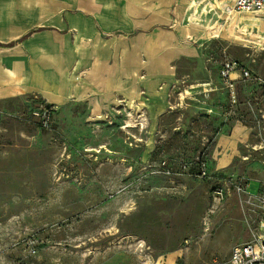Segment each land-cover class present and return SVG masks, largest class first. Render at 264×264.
Masks as SVG:
<instances>
[{
    "label": "rangeland",
    "instance_id": "1",
    "mask_svg": "<svg viewBox=\"0 0 264 264\" xmlns=\"http://www.w3.org/2000/svg\"><path fill=\"white\" fill-rule=\"evenodd\" d=\"M213 25L189 30L193 60L125 105L45 100L46 129L29 121L35 94L0 104V264H226L264 233V12ZM226 60L250 76L224 81ZM131 118L145 126L124 129Z\"/></svg>",
    "mask_w": 264,
    "mask_h": 264
},
{
    "label": "crops",
    "instance_id": "2",
    "mask_svg": "<svg viewBox=\"0 0 264 264\" xmlns=\"http://www.w3.org/2000/svg\"><path fill=\"white\" fill-rule=\"evenodd\" d=\"M211 2L0 0V104L38 94L62 108L119 107L174 75V61L193 60L189 30H227L243 14L220 20L231 0Z\"/></svg>",
    "mask_w": 264,
    "mask_h": 264
},
{
    "label": "built area",
    "instance_id": "3",
    "mask_svg": "<svg viewBox=\"0 0 264 264\" xmlns=\"http://www.w3.org/2000/svg\"><path fill=\"white\" fill-rule=\"evenodd\" d=\"M223 3L220 0H212L211 8H216L217 6H221ZM264 11V0H231L229 5L224 7V14L227 16L224 17L223 14L220 15L219 19H229L230 15L239 14L244 12H258ZM237 70H240L242 75L247 77L250 76L249 71L244 68H239L237 63L231 60H226L223 62V66L221 69V76L226 82H233V73ZM35 98L40 100L37 103V106L33 108L31 111V118L29 121H35L40 126L51 129L52 128V118L54 114V108L52 105L48 104L44 99H41L38 95L35 94ZM262 117H264V110H261ZM7 116L0 111V123ZM203 175L206 176V171L203 169ZM233 181H224L216 184L212 189L211 194V207L212 209H216L219 207L225 199L230 195L229 186ZM239 188L241 187L240 183H234ZM264 202V197H263ZM212 211V210H211ZM260 228H264V214L261 220ZM216 264V263H214ZM226 264H264V233H260L259 236L256 237L255 240L249 243L238 244L234 246L231 257Z\"/></svg>",
    "mask_w": 264,
    "mask_h": 264
},
{
    "label": "bare ground",
    "instance_id": "4",
    "mask_svg": "<svg viewBox=\"0 0 264 264\" xmlns=\"http://www.w3.org/2000/svg\"><path fill=\"white\" fill-rule=\"evenodd\" d=\"M234 19V18H233ZM232 19V20H233ZM223 28V26H221V25H218V24H214L213 25V27L211 28V30L213 29V31H215V32H220L219 30L220 29H222ZM251 36V38H253V39H258V36L257 35H255V34H252V35H250ZM262 49H264V46H262L261 47ZM233 76V78H235L236 77V74H233L232 75ZM205 84V83H204ZM197 86H200V85H193V86H191V88H195V87H197ZM183 94V93H182ZM187 94H190V91H187ZM183 97V96H182ZM144 116V115H143ZM141 117V116H140ZM139 119V118H138ZM138 124L140 125V124H142L143 126H145V122H142V121H136V120H134V119H129V120H127L126 121V124H125V126H123V128L124 129H128V128H131V127H137L138 126ZM122 128V129H123ZM208 229L209 228H207L206 229V231H208ZM141 242H143L142 240H141ZM142 246V245H141Z\"/></svg>",
    "mask_w": 264,
    "mask_h": 264
}]
</instances>
